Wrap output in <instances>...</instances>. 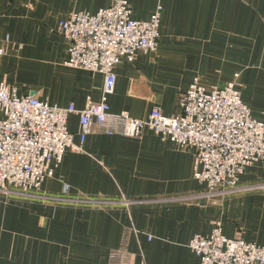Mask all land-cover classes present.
I'll return each mask as SVG.
<instances>
[{
	"label": "crops",
	"instance_id": "1",
	"mask_svg": "<svg viewBox=\"0 0 264 264\" xmlns=\"http://www.w3.org/2000/svg\"><path fill=\"white\" fill-rule=\"evenodd\" d=\"M127 1L138 21L163 9L159 48L115 68L110 113L147 120L159 107L178 117L181 96L198 78L207 89L235 84L252 116L264 122V0ZM111 4L0 0L6 51L0 83L60 108L99 103L104 75L66 65L68 43L59 25ZM69 130L80 144L78 116H71ZM259 183L264 163L247 168L240 180L241 186ZM37 194L106 205L0 194V264H200L190 241L216 227L229 239L264 246V191L202 199L206 186L195 178L194 152L150 129L133 139L95 131L83 152L66 153Z\"/></svg>",
	"mask_w": 264,
	"mask_h": 264
},
{
	"label": "built area",
	"instance_id": "2",
	"mask_svg": "<svg viewBox=\"0 0 264 264\" xmlns=\"http://www.w3.org/2000/svg\"><path fill=\"white\" fill-rule=\"evenodd\" d=\"M111 2L97 14L74 13L59 25L68 43L66 65L104 75L99 103L88 101L82 110L75 105L60 108L36 96L19 95L16 88L0 83V194L54 204L100 205L95 200L37 193L54 177L66 153L83 152L87 137L95 131L133 139L145 129L194 152L195 178L206 186L202 199L264 191V183L240 185L247 168L264 163V122L252 116L235 84L207 89L194 79L181 96L183 114L178 117L165 116L159 107L147 120L110 113L108 98L116 87L115 68L123 61L133 62L139 53L158 51L163 10L159 7L148 21H138L127 0ZM5 52L0 46V58ZM73 115L79 117L80 144L69 130ZM189 248L200 264H264V246L239 237L229 239L220 227L209 237L195 236Z\"/></svg>",
	"mask_w": 264,
	"mask_h": 264
},
{
	"label": "rangeland",
	"instance_id": "3",
	"mask_svg": "<svg viewBox=\"0 0 264 264\" xmlns=\"http://www.w3.org/2000/svg\"><path fill=\"white\" fill-rule=\"evenodd\" d=\"M33 200H35V199H33ZM38 201V200H37ZM41 202H43V201H41ZM100 202V201H99ZM43 203H45V202H43ZM88 204V203H87ZM85 204V205H81V204H78V205H76V204H74L75 206H79V207H85V208H95V207H100V206H102V205H106V203L104 202L103 204H101V202H100V204L101 205H90V204ZM109 205H111L112 203L111 202H109L108 203ZM109 207V206H108Z\"/></svg>",
	"mask_w": 264,
	"mask_h": 264
}]
</instances>
